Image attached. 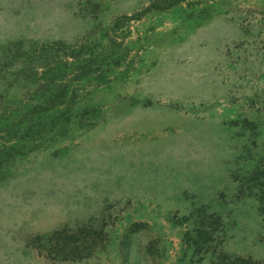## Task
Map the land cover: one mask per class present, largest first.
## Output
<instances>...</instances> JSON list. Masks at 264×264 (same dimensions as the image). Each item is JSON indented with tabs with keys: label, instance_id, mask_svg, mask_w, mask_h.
Returning a JSON list of instances; mask_svg holds the SVG:
<instances>
[{
	"label": "rangeland",
	"instance_id": "1",
	"mask_svg": "<svg viewBox=\"0 0 264 264\" xmlns=\"http://www.w3.org/2000/svg\"><path fill=\"white\" fill-rule=\"evenodd\" d=\"M0 264H264V0H0Z\"/></svg>",
	"mask_w": 264,
	"mask_h": 264
},
{
	"label": "trees",
	"instance_id": "2",
	"mask_svg": "<svg viewBox=\"0 0 264 264\" xmlns=\"http://www.w3.org/2000/svg\"><path fill=\"white\" fill-rule=\"evenodd\" d=\"M175 1H177V0H175ZM127 237V236H126Z\"/></svg>",
	"mask_w": 264,
	"mask_h": 264
}]
</instances>
